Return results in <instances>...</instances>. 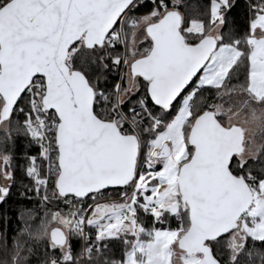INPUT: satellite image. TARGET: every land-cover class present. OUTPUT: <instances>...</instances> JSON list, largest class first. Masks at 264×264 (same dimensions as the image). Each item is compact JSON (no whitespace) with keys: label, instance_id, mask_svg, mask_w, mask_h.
I'll list each match as a JSON object with an SVG mask.
<instances>
[{"label":"snow or ice","instance_id":"obj_1","mask_svg":"<svg viewBox=\"0 0 264 264\" xmlns=\"http://www.w3.org/2000/svg\"><path fill=\"white\" fill-rule=\"evenodd\" d=\"M14 187L0 264H264V0H0Z\"/></svg>","mask_w":264,"mask_h":264},{"label":"trees","instance_id":"obj_2","mask_svg":"<svg viewBox=\"0 0 264 264\" xmlns=\"http://www.w3.org/2000/svg\"><path fill=\"white\" fill-rule=\"evenodd\" d=\"M20 205L31 206L28 200L18 195L17 189L14 187L8 202L6 204H0V231L6 230L11 235L12 229L15 227L16 213ZM5 212L9 217L7 222L3 219Z\"/></svg>","mask_w":264,"mask_h":264},{"label":"built area","instance_id":"obj_3","mask_svg":"<svg viewBox=\"0 0 264 264\" xmlns=\"http://www.w3.org/2000/svg\"><path fill=\"white\" fill-rule=\"evenodd\" d=\"M106 196H107V194H106ZM112 198H115V197H112Z\"/></svg>","mask_w":264,"mask_h":264}]
</instances>
